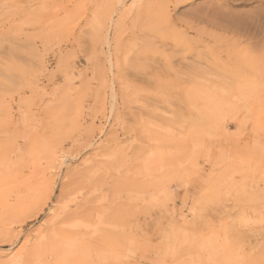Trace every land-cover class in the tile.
I'll use <instances>...</instances> for the list:
<instances>
[{
  "label": "rangeland",
  "instance_id": "rangeland-1",
  "mask_svg": "<svg viewBox=\"0 0 264 264\" xmlns=\"http://www.w3.org/2000/svg\"><path fill=\"white\" fill-rule=\"evenodd\" d=\"M0 264H264V0H0Z\"/></svg>",
  "mask_w": 264,
  "mask_h": 264
}]
</instances>
